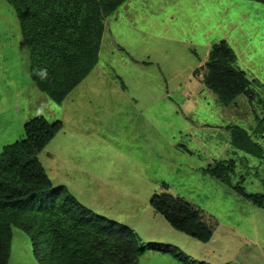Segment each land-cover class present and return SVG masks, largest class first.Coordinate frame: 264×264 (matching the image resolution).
<instances>
[{"label":"rangeland","instance_id":"rangeland-1","mask_svg":"<svg viewBox=\"0 0 264 264\" xmlns=\"http://www.w3.org/2000/svg\"><path fill=\"white\" fill-rule=\"evenodd\" d=\"M226 41L237 65L264 87V5L247 0H129L107 20L99 63L58 105L31 81L30 53L14 8L0 0V153L42 116L63 131L39 155L55 186L99 216L163 244L193 264H264V209L204 174L237 163L232 182L264 195V160L235 149L230 127L253 133L258 102L224 106L204 85L212 47ZM264 148V138L258 139ZM243 177V178H241ZM183 198L214 226L205 245L174 231L151 208ZM8 264H40L14 229ZM138 264H178L155 252Z\"/></svg>","mask_w":264,"mask_h":264},{"label":"trees","instance_id":"trees-1","mask_svg":"<svg viewBox=\"0 0 264 264\" xmlns=\"http://www.w3.org/2000/svg\"><path fill=\"white\" fill-rule=\"evenodd\" d=\"M15 10L30 53L32 83L58 105L81 85L99 63L107 20L129 0H6ZM264 5V0H247ZM204 85L229 107L245 96L264 114V87L237 65L226 41L215 44L205 68ZM61 121L42 116L24 125L25 139L0 153V264H8L14 229L29 236L40 264H138L150 252L178 264H193L182 252L163 244H142L129 227L95 214L66 186H55L39 155L63 131ZM232 146L264 160V118L256 116L253 133L230 127ZM234 160L214 161L204 174L229 187L257 209L264 195L247 193L234 184ZM243 178V177H241ZM264 184V179L262 180ZM153 212L170 227L202 244L211 243L214 226L183 198L168 193L151 200Z\"/></svg>","mask_w":264,"mask_h":264}]
</instances>
